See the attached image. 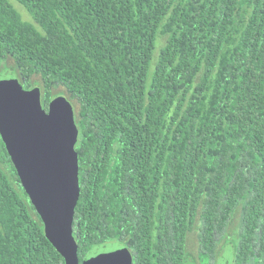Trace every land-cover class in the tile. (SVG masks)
<instances>
[{"label":"trees","instance_id":"16d2710c","mask_svg":"<svg viewBox=\"0 0 264 264\" xmlns=\"http://www.w3.org/2000/svg\"><path fill=\"white\" fill-rule=\"evenodd\" d=\"M15 1L38 28L0 0V62L74 109L79 263L120 243L185 264L194 232L215 264L238 214L233 264H264V0ZM0 264H65L1 138Z\"/></svg>","mask_w":264,"mask_h":264},{"label":"water","instance_id":"95a60500","mask_svg":"<svg viewBox=\"0 0 264 264\" xmlns=\"http://www.w3.org/2000/svg\"><path fill=\"white\" fill-rule=\"evenodd\" d=\"M0 138L46 239L65 264H133L130 251L120 243L97 245L79 263L72 231L80 194L78 130L73 106L64 95L53 97L46 111L39 87L24 89L14 71H1ZM232 260L229 245L218 264Z\"/></svg>","mask_w":264,"mask_h":264},{"label":"rangeland","instance_id":"374dc122","mask_svg":"<svg viewBox=\"0 0 264 264\" xmlns=\"http://www.w3.org/2000/svg\"><path fill=\"white\" fill-rule=\"evenodd\" d=\"M8 1L18 10V12L20 13L23 20L29 21L30 23H32L34 26H36L38 28V26L34 23L32 18L30 17V15L25 11L24 8H22L20 5H18L15 0H8ZM164 41H165L164 37H160L159 34L156 35L155 49H154L153 55H152L150 70L152 69L153 59H155L156 56L158 55L160 48L164 44ZM11 66H13V62L11 59L1 61L0 62V72L3 70H7V69L12 70ZM30 83H31V87H39L41 89L40 79L38 76H33L30 79ZM62 91H63V89L57 88V89H53L52 92H53V95L58 96ZM237 225H238V214H236L233 217V219L231 220V222L227 228L226 234L222 238V241L220 243V248H221L220 250L221 251L223 250L222 254L225 250V247L229 246V245L231 246L232 242H234L236 240ZM186 249L192 258H189L185 264H194L192 259H196V261L199 260L197 258V251H198L197 250V240H196V235L194 232L190 233L186 238ZM222 254L217 258L216 261L220 260ZM233 258H234V249L232 247V259Z\"/></svg>","mask_w":264,"mask_h":264},{"label":"flooded vegetation","instance_id":"af4514ba","mask_svg":"<svg viewBox=\"0 0 264 264\" xmlns=\"http://www.w3.org/2000/svg\"><path fill=\"white\" fill-rule=\"evenodd\" d=\"M221 254H222V253H221ZM221 254H220V255H221ZM220 255H219V256H220ZM219 256H218V257H219ZM218 257H217V258H218ZM233 259H234V258H233ZM193 262H194V261H193ZM194 264H201V263H200L199 260H198V261H196V263H194ZM215 264H218V261H216ZM231 264H233V260H232Z\"/></svg>","mask_w":264,"mask_h":264}]
</instances>
